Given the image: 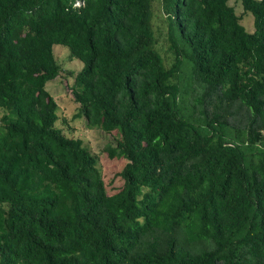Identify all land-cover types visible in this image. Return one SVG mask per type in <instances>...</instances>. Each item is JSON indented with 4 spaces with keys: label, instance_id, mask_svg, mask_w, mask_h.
<instances>
[{
    "label": "trees",
    "instance_id": "16d2710c",
    "mask_svg": "<svg viewBox=\"0 0 264 264\" xmlns=\"http://www.w3.org/2000/svg\"><path fill=\"white\" fill-rule=\"evenodd\" d=\"M231 1L0 0V264H264V0L252 32ZM56 45L117 193L57 126Z\"/></svg>",
    "mask_w": 264,
    "mask_h": 264
},
{
    "label": "rangeland",
    "instance_id": "374dc122",
    "mask_svg": "<svg viewBox=\"0 0 264 264\" xmlns=\"http://www.w3.org/2000/svg\"><path fill=\"white\" fill-rule=\"evenodd\" d=\"M81 4L79 1V4ZM237 14L242 19V24L248 32L254 31V18L252 14H244L240 0H232ZM54 53L62 71L60 76L47 85V90L56 100L59 110L58 115L65 120H59L57 126L65 131L69 137L79 138L84 145L97 157L98 167L102 172L108 194L117 193L123 187V180L119 176L126 164L122 158L111 159L105 149L109 145H115L117 132L108 134L100 129H91L87 126L84 117L80 115V106L75 102L72 87L76 75L83 65L80 61L73 59L70 52L63 46L56 45ZM3 112L0 110V119Z\"/></svg>",
    "mask_w": 264,
    "mask_h": 264
},
{
    "label": "built area",
    "instance_id": "2783aa9c",
    "mask_svg": "<svg viewBox=\"0 0 264 264\" xmlns=\"http://www.w3.org/2000/svg\"><path fill=\"white\" fill-rule=\"evenodd\" d=\"M79 4V2H77ZM77 5V4H76ZM80 5V4H79Z\"/></svg>",
    "mask_w": 264,
    "mask_h": 264
}]
</instances>
